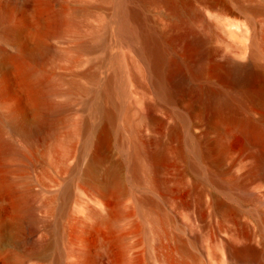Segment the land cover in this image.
<instances>
[{"label": "bare ground", "instance_id": "1", "mask_svg": "<svg viewBox=\"0 0 264 264\" xmlns=\"http://www.w3.org/2000/svg\"><path fill=\"white\" fill-rule=\"evenodd\" d=\"M97 1L98 27L91 31L94 38L98 37V68H103L105 74L98 77L94 101L88 100L98 124L91 126L86 118L78 126L84 134L83 148L92 149L85 173L90 176L98 162V146L112 138L123 160L108 172V185H117L126 168L132 183L140 186L153 181L151 185L161 189V198L165 200L172 189L162 172L183 161L185 172H194L200 183V188H194L196 208L204 207L209 186L223 190L236 203L215 196V208L207 211L208 216L222 214L235 225L243 204L252 202L256 206L251 212L257 219L256 228L234 233L230 240L216 237L215 242L231 261L264 262V30H259L255 21L256 16L264 14V0ZM35 2L26 0L24 5L32 9ZM78 9L76 6L68 11L65 7L54 12L48 18V27L37 16L14 22L12 12L0 13V36L15 40L27 32L36 42L31 51L20 47L9 52L0 47L1 59L13 65L26 100L39 111L34 125L29 126L21 104L5 98L9 85L2 79L0 105H5L6 110L0 111V120L4 119L12 130L24 133L33 144L44 143L55 135L59 117L69 105L68 101L57 103L51 98L58 91L61 77L39 68L43 61L68 56V52L45 46L42 36L61 35L74 23ZM226 26L237 28L233 30V40L220 32ZM78 47L86 45L79 43ZM68 89L87 90L72 81ZM94 95L92 92V98ZM147 129L155 133L150 140L140 135ZM8 144V152L16 153L13 145ZM3 155L0 151V160ZM225 161L228 164L224 168ZM177 180L179 185L183 184L186 175L180 174ZM103 200L106 213L98 215L95 210L94 214L100 221L113 223L120 213ZM152 201L145 194L138 204ZM193 224V228L197 227ZM59 225L54 228L57 235ZM186 225L191 228L190 223ZM206 239L205 245L209 243ZM37 241L28 244L32 254H38L45 246L43 241ZM87 246L77 250L68 247L75 257L74 264H90ZM105 248V264H123L121 258L110 255L107 245ZM55 261L53 264H60Z\"/></svg>", "mask_w": 264, "mask_h": 264}, {"label": "rangeland", "instance_id": "2", "mask_svg": "<svg viewBox=\"0 0 264 264\" xmlns=\"http://www.w3.org/2000/svg\"><path fill=\"white\" fill-rule=\"evenodd\" d=\"M40 1L34 0L36 6L28 9L24 5L26 0H0V13L12 12L14 22L37 16L41 24L48 27L54 12L65 7L68 11L79 7L73 26L59 36H42L45 46L68 52V56L43 61L39 68L47 74L61 77L58 91L51 98L57 103L68 101L69 105L59 117L55 135L41 144L31 143L24 133L12 130L4 119L0 120V151L4 152L0 160V264H53L56 259L60 264H74L75 257L69 250H77L84 245H88L89 256L92 257H89L90 264L108 261L103 255L106 245L110 255L115 259L121 258L123 264H243L226 258L223 248L220 249L219 244L217 247L218 242L215 241L216 237L230 240L234 233L256 228L257 219L251 213L256 206L252 202L243 204L235 225L227 222L222 214L216 213L214 218L210 214L208 216V212L215 208L212 203L215 196L230 204L236 203L223 190L209 186L204 207L197 205L196 208L194 188H200V183L196 181L194 172H185L183 161L162 172L172 189L165 200L161 198V189L152 186L153 181L140 186L132 183L126 168L121 171L117 185H108V172L123 160L112 138L98 146V162L90 176L85 173L92 149L83 148L84 134L78 126L86 118L91 126L98 124V118L91 115V102L98 93V77L105 74L103 68H98V37L94 38L91 31L98 27V1L47 0L43 5L38 4ZM255 21L259 30H264V14L256 16ZM235 29V26H226L220 32L230 40ZM79 43H85L86 47L79 48ZM35 46V40L27 32L15 40L0 36V47L9 52H16L20 47L31 51ZM6 61L0 57V80H7L9 85L5 98L21 104L23 118L30 126L35 123L39 111L26 100L13 65ZM28 62L35 64L32 59ZM70 81L87 90L70 92ZM92 92L95 94L93 98ZM5 110L6 106L0 105V111ZM154 134L151 129L140 132L146 140ZM8 143L13 145L16 153L8 152ZM227 164L228 161L223 163L224 168ZM148 174H151L149 170ZM180 174L186 175V181L181 185L177 180ZM145 194L154 201L138 204ZM102 199L120 213L113 223L98 218L99 214L106 213ZM95 210L98 215L94 214ZM192 222L197 227L193 228ZM187 223L194 230L189 229ZM57 224L61 227L60 235L54 230ZM205 233L213 236L204 235L203 239ZM206 237L209 245L204 244ZM32 240L33 243L38 240L45 244L40 253L30 252L28 244Z\"/></svg>", "mask_w": 264, "mask_h": 264}]
</instances>
